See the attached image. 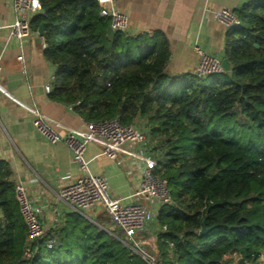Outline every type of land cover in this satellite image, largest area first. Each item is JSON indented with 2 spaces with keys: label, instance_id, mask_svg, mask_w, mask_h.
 <instances>
[{
  "label": "trees",
  "instance_id": "trees-1",
  "mask_svg": "<svg viewBox=\"0 0 264 264\" xmlns=\"http://www.w3.org/2000/svg\"><path fill=\"white\" fill-rule=\"evenodd\" d=\"M40 1L44 13L32 28L44 24V54L57 67L52 98L73 105L86 121L137 124L150 141L156 174L168 181L171 203L155 220L166 230L148 251L162 264H258L264 251V0L233 10L238 23L227 32L224 53L230 70L209 76L170 73L169 41L160 30L110 38L97 0ZM238 115L251 126L247 141L234 136L230 122ZM15 184L12 166L0 161V264H149L120 234L76 212L30 242ZM203 220L211 230L200 235ZM27 246L34 250L29 258Z\"/></svg>",
  "mask_w": 264,
  "mask_h": 264
},
{
  "label": "crops",
  "instance_id": "crops-1",
  "mask_svg": "<svg viewBox=\"0 0 264 264\" xmlns=\"http://www.w3.org/2000/svg\"><path fill=\"white\" fill-rule=\"evenodd\" d=\"M114 1L130 18L127 33L154 34L159 30L165 33L170 47L168 70L179 75L196 73L199 56L195 44L210 55L225 58L229 28L217 21L214 11L235 10L248 0ZM23 16L26 14L14 10L13 0H0V161L10 163L15 183L26 185L45 226L52 227L56 216L61 226L67 215L76 212L123 237L100 205L80 212L57 201L60 190L77 179L80 170L64 142L52 144L38 133L33 124L34 114L27 107L47 116L60 133L63 131L58 124L78 129H84L85 124L73 105L51 96L57 67L44 54L46 45L44 37L38 36L39 28L22 40L11 35V24ZM46 86L51 87L50 92H46ZM86 159L92 174L108 180L114 196L125 198L137 188L140 172L132 159L124 156L109 159L103 155L101 146L93 142L88 145ZM151 223L144 240L146 247L153 248L157 232Z\"/></svg>",
  "mask_w": 264,
  "mask_h": 264
},
{
  "label": "built area",
  "instance_id": "built-area-1",
  "mask_svg": "<svg viewBox=\"0 0 264 264\" xmlns=\"http://www.w3.org/2000/svg\"><path fill=\"white\" fill-rule=\"evenodd\" d=\"M97 1L101 5L100 15L109 19L112 29L116 32L129 30L130 18L116 6L114 0ZM13 7L16 12L26 16L16 19L11 24V35L19 40L29 38L34 33L33 17L44 13L41 1L13 0ZM214 17L227 28L238 23L235 12L228 8L214 11ZM194 50L199 56L196 69L198 75L209 76L224 71L219 57L208 54L198 44L194 45ZM1 59L2 53H0V70ZM45 89L46 92L51 91L50 86H46ZM27 109L34 114L33 124L38 133L52 144L64 142L80 170L77 179L60 190L57 201L67 203L80 212L100 205L111 222L122 231L123 241L134 252L149 264H162L154 253L146 251L144 233L151 222L156 226V232L166 230V226H157L155 220L159 209L171 203V195L167 179L155 173L157 160L150 151V141L145 131L135 123L122 124L117 118H113L98 121L84 120V129L58 124L63 131L60 133L51 126L47 116L34 108L27 107ZM92 142L100 145L103 155L109 159L115 160L124 156L135 162L140 172V179L137 188L130 195L125 198L114 196L110 192L108 180L90 172L86 152ZM15 197L26 223L30 242L43 238L60 223L57 216L53 218L52 227L42 223L39 217L40 209L34 205L24 183L15 184ZM54 242V239H50L48 247L52 248ZM33 253L32 247L27 246L24 257L29 258Z\"/></svg>",
  "mask_w": 264,
  "mask_h": 264
},
{
  "label": "rangeland",
  "instance_id": "rangeland-1",
  "mask_svg": "<svg viewBox=\"0 0 264 264\" xmlns=\"http://www.w3.org/2000/svg\"><path fill=\"white\" fill-rule=\"evenodd\" d=\"M213 79V77H210L209 78V80H212ZM237 117V116H236ZM235 117V118H236ZM231 121V120H230ZM233 122V123H232ZM248 121H247V119H245V118H243L242 116H239L238 115V117L235 119V120H233V121H231L230 122V124H232L233 125V128H235L236 129V134L234 135V134H231L232 133V131L230 132V131H227L225 134H226V136L227 137H232L233 135L235 136V137H240L243 141H247L250 137L249 136H244L243 134L244 133H246V132H250V130H251V126H249L248 125V123H247ZM229 123V122H228ZM243 137V138H242ZM156 173V172H155ZM155 226V225H154ZM147 246V245H146ZM145 249H146V251H148V248L147 247H145ZM258 264H264V251H262V253H261V256H260V258H259V263Z\"/></svg>",
  "mask_w": 264,
  "mask_h": 264
},
{
  "label": "water",
  "instance_id": "water-1",
  "mask_svg": "<svg viewBox=\"0 0 264 264\" xmlns=\"http://www.w3.org/2000/svg\"><path fill=\"white\" fill-rule=\"evenodd\" d=\"M44 24H41L39 29H38V36L43 37L44 36ZM107 34L110 38H113L116 35V31L114 29H112L111 26H109L107 28ZM222 66L224 68L225 71H229L230 70V62L228 60V58H223L222 59ZM211 228H207L205 225V220H203L202 222V229L200 230V235L205 234L206 232L210 231Z\"/></svg>",
  "mask_w": 264,
  "mask_h": 264
},
{
  "label": "bare ground",
  "instance_id": "bare-ground-1",
  "mask_svg": "<svg viewBox=\"0 0 264 264\" xmlns=\"http://www.w3.org/2000/svg\"><path fill=\"white\" fill-rule=\"evenodd\" d=\"M196 73H197V71H196Z\"/></svg>",
  "mask_w": 264,
  "mask_h": 264
}]
</instances>
